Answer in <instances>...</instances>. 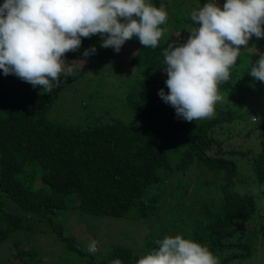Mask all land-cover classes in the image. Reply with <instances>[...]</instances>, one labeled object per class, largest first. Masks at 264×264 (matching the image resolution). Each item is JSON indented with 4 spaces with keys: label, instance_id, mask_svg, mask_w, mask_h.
Segmentation results:
<instances>
[{
    "label": "trees",
    "instance_id": "16d2710c",
    "mask_svg": "<svg viewBox=\"0 0 264 264\" xmlns=\"http://www.w3.org/2000/svg\"><path fill=\"white\" fill-rule=\"evenodd\" d=\"M170 1L150 0L166 8ZM102 39L83 38L77 51L65 54L68 62L78 61L76 72L62 76L52 93L36 87L11 93L0 78V258L6 264H45V256L57 253L64 260L72 251L86 264H137L158 247L156 240L179 234L207 246L219 264L263 260L264 147L255 150L252 140L264 128V82L249 71L264 52V38L249 41L247 50L255 54L244 57L241 50L230 81L220 86L224 99L215 117L192 122L159 95L161 89L168 93L164 49L188 37L174 34L155 49L131 46L130 67L122 62L118 68L126 72V87L118 84L116 96L102 88L130 45L126 41L116 52L101 47ZM92 46L96 52L85 57ZM79 81L88 86L78 106L82 122L52 119V110L67 93L65 101L72 99L70 87ZM247 113L258 125L245 120ZM193 169L198 181L191 193L187 176ZM80 214L149 222L151 232L141 253L111 243L91 254L83 247L91 237L84 232L88 221L65 225ZM62 216L65 223H55ZM43 221L51 223L45 231L56 232L53 245L31 237ZM87 230L94 233L91 224Z\"/></svg>",
    "mask_w": 264,
    "mask_h": 264
},
{
    "label": "clouds",
    "instance_id": "9594fccd",
    "mask_svg": "<svg viewBox=\"0 0 264 264\" xmlns=\"http://www.w3.org/2000/svg\"><path fill=\"white\" fill-rule=\"evenodd\" d=\"M195 27H188L186 43H169L164 49L166 86L159 95L185 121L212 119L222 103L220 86L231 79L242 46L249 49L253 36L264 38V0H209L191 12ZM168 12L150 0H5L0 5V69L33 87L52 93L76 72V62L65 54L77 51L83 38L99 34L101 47L119 52L126 41L138 38L144 48L155 49L168 32L162 27ZM96 47L86 49L87 57ZM249 73L264 82V53ZM83 63V61H80ZM157 248L137 264H219L210 249L182 235L155 241ZM98 242L87 251L95 254ZM111 264H122L120 259Z\"/></svg>",
    "mask_w": 264,
    "mask_h": 264
},
{
    "label": "rangeland",
    "instance_id": "374dc122",
    "mask_svg": "<svg viewBox=\"0 0 264 264\" xmlns=\"http://www.w3.org/2000/svg\"><path fill=\"white\" fill-rule=\"evenodd\" d=\"M209 0H171L166 8L168 12V22L166 25H163L162 27H167L168 32L166 35L160 40H167L174 34L183 35L185 37L190 36V32L187 30L188 27H195V23L191 20V12L193 10H198L200 7H202L204 4L208 3ZM216 2L219 5H223V3L226 2V0H216ZM129 51H124V53L117 58L119 61L115 67V70H113V74L109 76L105 80V85L102 88V91L105 94L109 95H117L120 92L117 90V85L120 84L123 86V88L126 87V79H121L122 75L126 73L124 70L119 71V66L122 65V62L124 64H127L129 66V57L131 56V50L134 45L140 44L138 38L133 37L129 41H127ZM243 56L247 55H253L255 54V51H249V50H243L242 49ZM264 53V52H259ZM240 60V56H239ZM124 68L125 70H128V66ZM130 67V66H129ZM0 78H2L3 81V90L9 91L11 93L15 92H22L20 94H27L33 91V86L29 83L21 80L17 76L15 78H12L11 76L7 75L5 76L3 72H0ZM14 80L17 82L15 83ZM119 81V83H116ZM36 88L42 89L41 86H37ZM73 92L72 99L65 101V97H62L60 99V103H57L56 107L52 110L50 116L52 119L63 121L66 124H78L81 119L78 117L80 116L81 108L78 107L83 101H85L88 86L84 84L83 81L74 82V84L70 87ZM18 90V91H17ZM63 103V106L61 107L60 104ZM250 114L247 113L245 116V120L248 123H251V125H258L255 123H252L249 121ZM239 128H242V125L239 124ZM252 143L254 144V149L258 150L256 148L264 147V128L260 130L257 134L254 135V138L252 140ZM176 175L175 177H177ZM191 178L193 185L190 187V192L193 193V187L197 183V175L195 169L190 171L189 175L187 176ZM172 182H175V178H172ZM36 186H40L39 181L35 182ZM37 188V187H35ZM211 193L215 195L216 189L213 187L211 189ZM190 199V195L188 196ZM188 202V201H187ZM17 207V206H16ZM14 208V207H13ZM19 210V208L17 207ZM21 211V210H19ZM69 218V217H68ZM83 220H87L88 224L85 227L86 234H89L91 237H88V240L86 241V245H83V247H88L89 243L93 240H99L103 241V244L101 245L98 243V251L96 253H99L100 251H106V245L107 244H119L124 246H135L138 253H141L144 249V243L147 240V237L149 236L151 232V226L149 222H137L135 220H130L126 218H120L116 219L109 216H94V215H87V214H80L79 219H68L65 223V220L62 217L56 218L55 223L62 224L65 223V225H73L74 222L83 223ZM62 222V223H59ZM46 223H50L48 221H43L42 223H37V227L34 228L33 232L31 233L32 239L37 240V244L39 245H48L50 243L55 244V239L57 237L55 230L51 229V231H45ZM51 224V223H50ZM92 225L94 228V233L87 230L89 225ZM44 229V230H43ZM69 231H73L72 227L68 228ZM23 231H20L21 234ZM29 235V234H28ZM27 235V236H28ZM88 235V236H89ZM96 236V238H94ZM25 237V236H22ZM8 246V245H7ZM52 248V247H51ZM50 251H54L52 249H49ZM65 253V252H63ZM62 253V254H63ZM61 254V256H63ZM58 254L55 253L53 255L45 256L44 261L45 264H86V259L81 256H77L75 253H72V251L68 252V257H64V260L61 258H58ZM0 264H6V257L0 258ZM252 262V263H251ZM241 264H255L253 261H242ZM257 264H264V259L262 258L257 262Z\"/></svg>",
    "mask_w": 264,
    "mask_h": 264
}]
</instances>
